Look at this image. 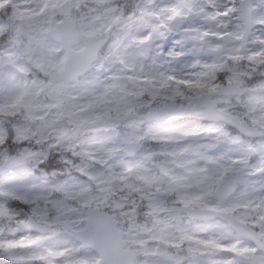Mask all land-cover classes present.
<instances>
[{"label":"rangeland","instance_id":"1","mask_svg":"<svg viewBox=\"0 0 264 264\" xmlns=\"http://www.w3.org/2000/svg\"><path fill=\"white\" fill-rule=\"evenodd\" d=\"M43 2L0 0V58L10 59V64L0 63V103L25 95L31 104L11 116L0 112V134L15 128L14 137L23 138L0 145V166L6 154L35 156L7 173L0 171V245L12 244L32 264H42L47 251L76 245L80 258L97 264L99 256L62 228L65 221L86 220V212L96 207L116 217L137 264H174L160 253L186 252L191 259L186 264H240L239 256L250 258L251 249L258 248L235 239L223 221L192 220L172 208L229 212L253 227L264 243V222L253 207L264 200V138L250 140L221 124H208L205 108L190 103L192 97L221 87L220 82L247 88L242 96L215 100L219 109L252 125L248 101L264 97L258 87L264 81V63L258 56L249 59L262 51L259 17L264 9L256 7L259 0L252 2L257 18L246 42L244 28L235 22L229 28L227 21L213 24L200 15L182 17L176 29L181 35L188 27L218 35L197 44L195 55L179 58L160 54L162 43L156 40L148 46L139 42L159 25L157 13L178 3L191 6L205 0H51L54 9L36 12ZM215 2L226 5L229 0ZM115 4V13H102ZM66 20L77 23V32L95 36L103 48L89 72L62 81L54 94L50 61L63 58L62 45L50 38L40 47L30 39L38 29L50 34ZM226 35L232 38L223 40ZM182 47L187 53L191 41L175 50ZM211 65L217 66L212 74L201 75ZM9 79L20 87L7 88ZM170 100L187 107L182 119L144 122L142 115L150 107ZM129 142L142 145L132 157L124 151ZM50 150L59 158L36 169ZM226 174L239 189L225 201L215 200L213 191ZM160 176L165 182L158 185ZM30 217L35 221L31 230L19 225ZM45 227L51 231H38ZM37 237L39 244L28 246ZM70 259H60L59 264ZM253 260L264 261V253L257 251Z\"/></svg>","mask_w":264,"mask_h":264},{"label":"snow or ice","instance_id":"2","mask_svg":"<svg viewBox=\"0 0 264 264\" xmlns=\"http://www.w3.org/2000/svg\"><path fill=\"white\" fill-rule=\"evenodd\" d=\"M55 4L51 3V0H44L36 12L47 13L49 10L54 9ZM257 8L264 9V0H259L256 5ZM131 11V9H127ZM200 15L206 22L218 24L221 21H227L228 27L233 26V22L241 28L247 27L248 24L255 18V13L251 11V6L247 3H242L241 0H229L226 5H220L215 2V0H205L203 3L193 4L191 6L183 3H178L168 9L162 10L157 13V19L160 21L158 26H154L152 32L143 37L139 42L142 46H148L153 40L162 43L160 48V54H167L173 58H179L185 54L195 55L197 52V44H204L205 41L210 37H215L218 33H210L209 31H198L191 27L183 29V35L176 31L172 26V22L179 18H187L191 15ZM260 29H259V43L261 44L262 51L259 53H254L249 59H254L259 57L260 62L264 63V16L259 17ZM131 22V17L129 18ZM7 35V33H5ZM52 38L56 39L57 42L63 47V58L56 59L53 58L51 66L53 67L52 79L49 87L53 89L54 94H58L61 90V82L74 76L79 69L84 67L83 61L78 58L74 52L73 43L70 35H65L63 30H59L53 33L51 36L43 30H37L36 33L31 37L30 43H35L40 47H43L47 41ZM188 41H191L192 47L186 53L181 48V51L177 52L176 45H185ZM209 71L201 73L203 76H210L212 71L217 67L216 65L206 66ZM65 69L61 72L60 69ZM168 80L176 81L177 83H187L186 81H181L175 76H169ZM203 87L204 85H198ZM6 87L15 90L20 87L14 80H7ZM261 93H264V81L260 82L258 85ZM249 108V116L252 125L255 129L264 135V97L259 99L250 98L247 104ZM23 108H31V104L28 102L25 95L14 97L0 103V112L5 115L11 116ZM260 113L257 118L256 113ZM15 128L12 131L4 130L3 134H0V145H8L9 140L12 138L20 139L23 138L16 135L14 137ZM58 155H53L50 150L47 158L40 163H37L36 169H39L41 164H49L57 160ZM35 159L34 154L25 153L18 154L16 156L5 155L2 166H0V171L7 173L11 169L21 166L26 161H31ZM32 188L38 186L33 185ZM254 210L258 214L259 221L264 222V200L255 204ZM55 223V222H53ZM62 228L64 231L71 234L74 239L80 240L82 243L86 242L89 238L93 239H103L105 237H110V242L107 250V260L106 264H126V261L122 254L120 253V244L118 238L114 235L110 222L107 217H105L99 211H94L88 214L87 219L81 221L79 224L71 221L63 222ZM79 229V230H77ZM40 242V237L32 239L29 241V245H37ZM200 243H206L201 241ZM220 247V245H216ZM264 248V245L261 246ZM260 249H251L252 255L250 259H255V253ZM190 251H196V249H190ZM80 248L76 245L71 247H66L61 250H50L47 251L42 259V264H59L60 259L65 257H71L67 261V264H92L91 261L79 257ZM0 264H32L31 261L26 259L24 255L16 250V247L12 244H2L0 245ZM259 264H264V261H260Z\"/></svg>","mask_w":264,"mask_h":264},{"label":"water","instance_id":"3","mask_svg":"<svg viewBox=\"0 0 264 264\" xmlns=\"http://www.w3.org/2000/svg\"><path fill=\"white\" fill-rule=\"evenodd\" d=\"M249 1L250 0H246L244 3H247L250 5ZM115 9H116V7L110 8V9L106 10V12L110 13V12L114 11ZM251 11H252V9H251ZM172 24L175 27L179 26L180 18L177 19L176 21L172 22ZM63 25H66L68 27L69 35L71 37L73 45H75L76 43H78L80 41H83L85 43L86 47L84 50L79 51V52L74 51L76 56L78 58H80L84 63V67L79 69L75 75L81 74L90 68L92 61H94L97 57L98 51L100 50V47H101V44L99 42H97L95 37L87 36L84 34H76L75 32H73V28H74L73 22L66 21ZM250 28H251V25L248 24L247 29H246V33L244 35V39L248 35ZM57 31H59V30H55L53 33H56ZM244 91L245 90H243L241 88L236 87V88L230 89V87L225 86L217 92H214V93L208 94V95H202L200 97L194 98V100L197 101L198 103L203 104L205 107H207L208 117L210 119L224 120L228 123H231L232 125L238 127L244 134L249 135V136H254V137L264 136V135L260 134L257 131V129L251 127L247 122H245V121L239 122L236 117H233V116L226 114L222 111L216 110L215 103L210 100L211 96H213V95L231 94V93L242 94V93H244ZM175 105H176V103L174 101H169L168 103H166L165 105H163L160 108L152 107V108H150V112L147 113L145 115V117L149 121H151L153 119H155V120L164 119L167 117H170V118L180 117L182 115L183 109H182V111L177 112V111H175ZM133 146H135V145H133L132 143L128 144V148H132ZM140 146H141L140 144H137L133 150L129 149L128 153L130 155L134 154L135 151L140 148ZM159 182H163V179H160ZM227 185L229 186V188L226 187ZM236 186H237V183L235 181H231L230 178L228 177L226 179V181L223 182L221 184V186L217 189L215 196L217 198L223 200V199L229 197L235 191ZM181 210H187L189 213L194 212L195 214L193 216H201L200 215L201 212H199V211L190 210V209L185 208V207H182ZM94 211H99L105 217L108 218L110 225H111V228H112V231H113L114 235L119 240V244H120L119 251H120V253L124 257L126 264H133V255L128 250L124 249L125 243H124V241H122V231L117 228V226H116L117 222L115 220H113V217L111 215H108V214L100 211L99 209H92L89 211V213L94 212ZM219 215L224 217L240 235L245 236L248 239L254 241L260 247L262 246L260 243V237L257 234V232L252 230L247 224L235 219L233 216H229V215L223 214V213L213 212L211 216H219ZM32 224H34V221H33V219H30L28 222L24 223L23 225L27 226L29 229H32V227H33ZM41 231L46 232L47 229L44 228V230H41ZM110 239H111L110 237H105V238L99 239V240L89 238L86 242H83V244L85 247H91L101 254L102 259H101V262L99 264H106L107 250H108V245H109Z\"/></svg>","mask_w":264,"mask_h":264}]
</instances>
